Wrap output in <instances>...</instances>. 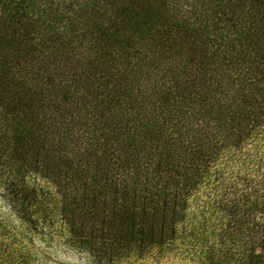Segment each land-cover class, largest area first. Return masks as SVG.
<instances>
[{
    "label": "trees",
    "instance_id": "16d2710c",
    "mask_svg": "<svg viewBox=\"0 0 264 264\" xmlns=\"http://www.w3.org/2000/svg\"><path fill=\"white\" fill-rule=\"evenodd\" d=\"M0 171V264H264V0H0Z\"/></svg>",
    "mask_w": 264,
    "mask_h": 264
},
{
    "label": "rangeland",
    "instance_id": "374dc122",
    "mask_svg": "<svg viewBox=\"0 0 264 264\" xmlns=\"http://www.w3.org/2000/svg\"><path fill=\"white\" fill-rule=\"evenodd\" d=\"M1 174V171H0ZM3 184L0 183V217L12 225L18 226V221L12 213L10 206L3 198ZM41 249V248H40ZM47 264H88V259L85 254L77 252L73 249L56 247L54 249H41ZM176 256V255H175ZM132 264H193L187 259H182L181 256H176L173 259L167 257L160 259H150L145 261L134 262Z\"/></svg>",
    "mask_w": 264,
    "mask_h": 264
}]
</instances>
